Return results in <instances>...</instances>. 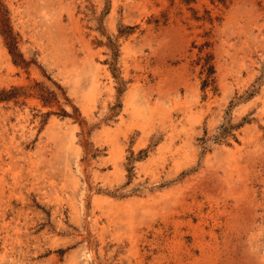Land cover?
<instances>
[{
	"label": "rangeland",
	"instance_id": "rangeland-1",
	"mask_svg": "<svg viewBox=\"0 0 264 264\" xmlns=\"http://www.w3.org/2000/svg\"><path fill=\"white\" fill-rule=\"evenodd\" d=\"M0 264H264V0H0Z\"/></svg>",
	"mask_w": 264,
	"mask_h": 264
}]
</instances>
